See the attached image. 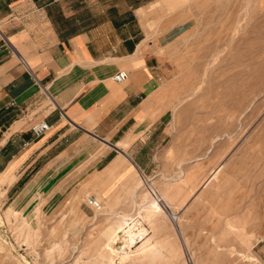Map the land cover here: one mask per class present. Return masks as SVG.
<instances>
[{"label":"rangeland","instance_id":"rangeland-1","mask_svg":"<svg viewBox=\"0 0 264 264\" xmlns=\"http://www.w3.org/2000/svg\"><path fill=\"white\" fill-rule=\"evenodd\" d=\"M171 1L136 10L162 70L142 166L79 167L61 199L27 210L0 193V264H260L264 0ZM116 224L134 241L109 248Z\"/></svg>","mask_w":264,"mask_h":264},{"label":"crops","instance_id":"crops-1","mask_svg":"<svg viewBox=\"0 0 264 264\" xmlns=\"http://www.w3.org/2000/svg\"><path fill=\"white\" fill-rule=\"evenodd\" d=\"M152 1L0 0V193L13 209L61 199L79 167L142 166L137 143L161 116L162 70L136 13ZM39 121L48 128L33 136Z\"/></svg>","mask_w":264,"mask_h":264},{"label":"built area","instance_id":"built-area-1","mask_svg":"<svg viewBox=\"0 0 264 264\" xmlns=\"http://www.w3.org/2000/svg\"><path fill=\"white\" fill-rule=\"evenodd\" d=\"M126 77H127V72L125 70H118L112 75L111 79L115 83H121L126 79ZM47 128H48L47 123H45L44 121H39L31 126L30 132L33 136H37L42 132H44ZM85 202L88 205H93V206L97 205L95 199L92 198L90 195L85 197Z\"/></svg>","mask_w":264,"mask_h":264},{"label":"bare ground","instance_id":"bare-ground-1","mask_svg":"<svg viewBox=\"0 0 264 264\" xmlns=\"http://www.w3.org/2000/svg\"><path fill=\"white\" fill-rule=\"evenodd\" d=\"M173 1V0H172ZM171 1V2H172ZM171 4V3H170ZM247 6V5H246ZM210 64V63H209ZM149 205V204H148ZM151 205H152V207H154V208H156V209H158L159 208V203L156 201V200H154L152 203H151ZM161 209V208H160ZM122 218V217H121ZM120 220V219H119ZM124 220V219H123ZM123 220H121L120 222H122ZM115 221V220H114ZM116 222V221H115ZM121 226H122V224H116V227H115V229H114V234H113V236L110 238V240H108L107 242H106V245L109 247V248H113V245L114 244H116V243H120V244H122V243H128V241H134V234L132 233V231H130L129 229L128 230H126L125 231V233H126V235H124V237H121V236H119V234H120V232H121ZM121 234H122V232H121ZM118 237H120V238H118ZM127 238H129V239H127ZM119 247V246H118Z\"/></svg>","mask_w":264,"mask_h":264}]
</instances>
